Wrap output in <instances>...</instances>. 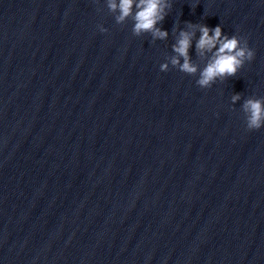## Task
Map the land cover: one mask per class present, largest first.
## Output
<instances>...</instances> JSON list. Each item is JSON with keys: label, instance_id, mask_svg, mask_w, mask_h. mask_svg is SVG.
Returning <instances> with one entry per match:
<instances>
[{"label": "clouds", "instance_id": "1", "mask_svg": "<svg viewBox=\"0 0 264 264\" xmlns=\"http://www.w3.org/2000/svg\"><path fill=\"white\" fill-rule=\"evenodd\" d=\"M106 6L110 12L116 14L117 24H123L127 18H132V32L135 36L149 33L153 40H164L168 37V32L157 25L162 24L167 16L171 8L170 0H106ZM99 29L101 32L107 31L103 26H99ZM197 31L199 37L195 43L196 53L200 57H206L202 69L192 62L189 55ZM172 51L176 55L171 57L170 64L189 76L198 74L196 83L200 88H210L217 80L234 77L245 62L251 61L255 55L248 47L246 39L238 35H226L220 25L210 28L206 24L192 22H186V29L179 30ZM160 70L168 71L169 64L162 63ZM240 98L239 94H234L231 97L232 103L235 104ZM242 107L249 130L264 127V98L246 99Z\"/></svg>", "mask_w": 264, "mask_h": 264}]
</instances>
